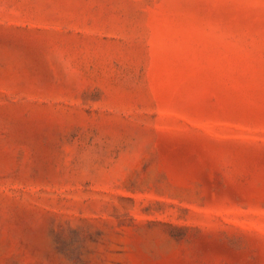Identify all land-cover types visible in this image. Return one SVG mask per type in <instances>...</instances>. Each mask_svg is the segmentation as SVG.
I'll use <instances>...</instances> for the list:
<instances>
[{
    "label": "rangeland",
    "instance_id": "1",
    "mask_svg": "<svg viewBox=\"0 0 264 264\" xmlns=\"http://www.w3.org/2000/svg\"><path fill=\"white\" fill-rule=\"evenodd\" d=\"M0 264H264V0H0Z\"/></svg>",
    "mask_w": 264,
    "mask_h": 264
}]
</instances>
